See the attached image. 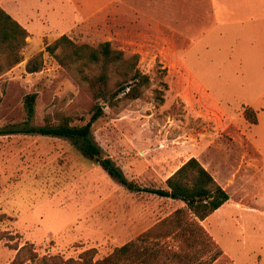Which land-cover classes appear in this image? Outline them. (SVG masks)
<instances>
[{
	"label": "rangeland",
	"instance_id": "1",
	"mask_svg": "<svg viewBox=\"0 0 264 264\" xmlns=\"http://www.w3.org/2000/svg\"><path fill=\"white\" fill-rule=\"evenodd\" d=\"M75 1L79 20L61 36L92 47L110 42L126 58L139 55L150 86L141 88L138 99H126L117 92L118 78L106 87L82 85L46 52V44L58 38L27 39L23 61L0 76V130L58 126L63 118L83 127L101 106L90 139L101 158L110 159L136 187L164 189L195 158L227 191L229 201L204 222L216 245L202 249L193 231L190 264L209 260L217 248L223 255L213 264H264V146L253 131L256 112L245 115L251 103L238 100L234 87L220 93L227 103L203 100L189 72L215 90L244 82L251 71L241 76L238 63L227 57L226 40L211 46L208 39H196L186 55V24L201 22L195 0H161V7L155 0ZM0 6L13 12L12 0H0ZM40 54L41 71L29 73L27 64ZM31 95H36L32 115L26 104ZM184 207L130 191L71 140L0 135V264H11L26 244L33 248L23 264H34V253L36 259L66 261L89 249L103 259L154 227L155 241L175 251L183 243L175 233L182 229L160 223Z\"/></svg>",
	"mask_w": 264,
	"mask_h": 264
},
{
	"label": "trees",
	"instance_id": "2",
	"mask_svg": "<svg viewBox=\"0 0 264 264\" xmlns=\"http://www.w3.org/2000/svg\"><path fill=\"white\" fill-rule=\"evenodd\" d=\"M29 36V32L0 6V76L23 61L21 52L27 46ZM46 52L54 57L60 66L72 73L82 85L90 84L94 88L102 84L106 87L112 78H118L117 92L123 93L126 99H138L142 95L141 88L149 87L151 83V77L138 67L139 55L134 54L126 58L124 51L114 49L110 42L101 43L97 47L87 44L77 45L64 35L53 44H46ZM42 66L43 55L40 54L29 61L27 71L36 73L41 71ZM35 99L36 95L27 97L26 104L30 115L34 113ZM251 112L253 109L247 108L245 115L250 117ZM102 114L103 108L98 106L91 120L83 127L70 126L69 119L63 118L58 126L27 127L9 132L0 130V135L30 134L71 140L80 145L86 156L95 159L110 176L130 191L145 192L184 203V208L178 209L160 223V225L168 222L176 223L183 232L179 229L175 236L183 240V243L178 250L171 251L164 244L155 241L154 233L157 227H154L136 240L116 248L103 259L96 260L97 251L89 249L82 252L77 259L70 258L66 261L52 256L36 259L37 255L34 253L32 258L34 264H190L193 259L190 250L193 249L196 240L192 235L193 231L201 237L202 249L216 245L200 222L205 221L229 201L227 191L195 158H191L169 177L164 189L136 187L124 177L110 159L101 158L100 148L90 139L91 128ZM257 122L255 115L253 124ZM190 216L192 218H189ZM2 219L3 215H0V221ZM187 231L190 232L189 235ZM184 232L186 235L183 234ZM32 248V245L27 244L21 247L11 264L25 263L24 260H28L25 259V255L30 253ZM222 255V250L217 248L216 253L209 260L200 264H213Z\"/></svg>",
	"mask_w": 264,
	"mask_h": 264
},
{
	"label": "crops",
	"instance_id": "3",
	"mask_svg": "<svg viewBox=\"0 0 264 264\" xmlns=\"http://www.w3.org/2000/svg\"><path fill=\"white\" fill-rule=\"evenodd\" d=\"M12 1L14 8L11 15L29 32L28 41L47 38L53 42L61 35L67 34L79 20L75 0ZM160 2L161 0H155V6L159 7ZM188 2L190 3V0ZM194 3L201 5V22L196 27L189 22L186 24V55L188 56L195 47L196 39H208L211 46L215 41L226 40L230 62L236 65L238 63L236 68L241 71V76L250 70L251 77L247 80L244 78V82L228 86L226 89L216 85L219 90H213V87L209 88L196 79L188 66L194 78L193 90L199 92L203 100L218 105L229 102L220 96V93L228 94L227 91L232 87L240 93L237 92L239 96L249 95V98L240 96L238 100L250 101L249 106L256 112L258 119L253 131L260 140V145L264 146V0H195ZM190 13L188 10V16ZM220 108L225 111L224 107ZM207 220L208 218L200 224L204 227Z\"/></svg>",
	"mask_w": 264,
	"mask_h": 264
}]
</instances>
